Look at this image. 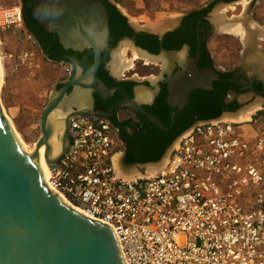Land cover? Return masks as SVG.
<instances>
[{"label":"built area","instance_id":"obj_1","mask_svg":"<svg viewBox=\"0 0 264 264\" xmlns=\"http://www.w3.org/2000/svg\"><path fill=\"white\" fill-rule=\"evenodd\" d=\"M23 25L20 0H0V28ZM244 125L197 120L154 174L127 177L110 119L79 118L48 186L111 225L127 264H264V130Z\"/></svg>","mask_w":264,"mask_h":264},{"label":"water","instance_id":"obj_2","mask_svg":"<svg viewBox=\"0 0 264 264\" xmlns=\"http://www.w3.org/2000/svg\"><path fill=\"white\" fill-rule=\"evenodd\" d=\"M31 16L46 33L55 35L64 49L74 52L90 49L94 58L89 68L84 70L73 56L66 57L71 65L69 78L61 88L55 89L46 103L39 119L41 135L31 153L24 150L0 105V264H127L119 238L111 225L76 210L49 188L38 162V152L45 146L46 161L54 171L59 160L72 150L70 135L73 120L87 116L110 119L116 109L142 115L160 129L169 127L142 106L146 101L140 98V92L143 89L152 90L151 86L144 84L145 81L151 83L149 79L127 78L138 84L133 99L125 98L106 112L93 109V92L107 98L121 90L120 87L109 88L97 76L102 53L109 47L111 36L110 13L103 0H35ZM128 24L141 31L131 22L128 21ZM172 28L148 31L162 37ZM126 41L149 56L151 61L163 64L162 73L166 70L165 56L178 53L161 49L159 54H154L129 38L121 42ZM248 55L242 60L246 61ZM107 68L110 69V65ZM209 72H200L197 68L183 70L168 80L167 102L172 107L178 106L177 111L171 113L170 126L176 114L190 101L191 92L212 89V83L207 78ZM112 76L122 80L117 74ZM257 78L264 81L263 76ZM257 97L264 100V97ZM225 113L233 114L229 111ZM60 124L64 126L62 130L58 129ZM57 133H60L57 138L62 146L57 154H53V136ZM170 147L157 161L123 165L157 164L160 167Z\"/></svg>","mask_w":264,"mask_h":264},{"label":"rangeland","instance_id":"obj_3","mask_svg":"<svg viewBox=\"0 0 264 264\" xmlns=\"http://www.w3.org/2000/svg\"><path fill=\"white\" fill-rule=\"evenodd\" d=\"M109 1L136 28L153 32L175 27L180 17L191 12L204 10L213 25V30L208 39V49L212 55L214 65L221 70L242 68L247 74L253 76H263L264 74L263 62L257 64L260 61L255 58L264 61V0ZM219 20H221L220 24L218 23ZM161 21L165 22L163 27L150 28L151 24H158ZM223 23L229 25L239 24L251 40L250 44H247L248 42L244 43L245 40L240 35L231 31L235 25L229 28V26L224 27ZM254 28H260L261 33H258V31L255 33ZM251 43L253 50L250 47ZM126 45V42L118 43L111 52L107 65L111 67L117 50L123 48L121 49L123 60L130 64V69L118 74V76L121 78L149 79L154 84L156 79L162 76L160 63L146 60L132 46L128 45V47ZM122 46H125V48ZM0 54L4 67L0 102L11 118L16 131L27 145L32 147L41 135L39 119L43 109L55 93V89H58L69 78L71 65L66 61L49 60L43 54L33 35L27 30L26 25L5 30L0 28ZM245 55H248V57L247 59L244 58L246 61H243ZM253 61L257 63L254 64ZM161 65L163 66V64ZM109 70L112 74L114 73L111 68ZM149 97L140 92L142 100H147ZM255 102L260 103V108L252 112L247 120L232 121L245 123L246 126L251 124L257 133H261L264 130V100H259V97L251 94H242L238 97L237 105L232 107L229 112L235 113ZM225 112L224 110L220 115L211 119H227ZM126 114L127 112L119 111L117 119H122ZM229 120L231 121V119ZM116 129L120 138V145L125 151L124 141L120 136L119 129ZM59 134L57 133L56 137ZM124 151L123 154L120 153L116 157L117 168L123 175L126 171L123 172L119 169V163H121ZM134 168L141 172V174L135 176L152 175L156 169L153 167V170H150L147 165Z\"/></svg>","mask_w":264,"mask_h":264},{"label":"flooded vegetation","instance_id":"obj_4","mask_svg":"<svg viewBox=\"0 0 264 264\" xmlns=\"http://www.w3.org/2000/svg\"><path fill=\"white\" fill-rule=\"evenodd\" d=\"M105 1L110 13L111 36L109 47L102 53V61L98 68L97 76L109 88L120 87L121 90H117L114 95L107 98H103L98 93L93 92L92 107L95 111L106 112L125 98L133 99L135 97L137 82L127 80L129 77H124L121 81H118L107 68L109 59L104 63V58H110L111 52L119 42L129 38L137 46L154 54H159L161 49L178 52L177 54L165 56L167 59L166 70L161 77L156 79L154 84L151 85L149 81H145V84L151 86L152 90L148 101L144 102L142 106L147 112L157 117L164 126L169 127L168 129H160L156 125L151 124L146 117L128 110L116 109L112 115V117H118L119 111L127 112L122 119L118 120H131L134 123H140V126L136 129L131 127L126 129L128 139L123 138L125 151L121 160L122 165L132 164L128 162V159L136 156V148L133 147V143L141 137L137 136L141 128L152 144H161L169 140L192 119L202 120L204 119L201 118L202 115L211 117L222 108L225 111H229L237 105L238 97L242 94L264 97V81L262 79L247 74L242 68L236 67L230 70H221L214 65L212 55L208 49V39L213 30V25L209 21L206 11L199 10L180 17L177 26L168 30L162 37H159L158 34L148 30H134L128 24L127 19H122L120 16L122 15L120 14L121 12L109 0ZM20 2L27 30L33 35L43 54L49 60L68 62L66 57L73 56L84 70L89 68L92 63L89 66L86 65L89 62L92 50L74 52L73 50L64 49L55 35L46 33L43 29L41 30V26L32 18L31 8L35 0H20ZM108 4L113 5L114 9H110ZM159 66L160 71H162L163 66L161 63ZM194 68H197L200 72L210 71L207 78L212 83V89H199L191 92L190 101L180 113L176 114L175 121L170 126L171 113L172 111H177L178 106L172 107L167 102L169 96L168 80L179 71L193 70ZM62 86L63 84L58 89ZM70 91L71 89H69ZM215 117L217 116L211 118ZM154 148L156 147L150 148L146 155H153Z\"/></svg>","mask_w":264,"mask_h":264},{"label":"bare ground","instance_id":"obj_5","mask_svg":"<svg viewBox=\"0 0 264 264\" xmlns=\"http://www.w3.org/2000/svg\"><path fill=\"white\" fill-rule=\"evenodd\" d=\"M126 15V14H125ZM168 23V22H167ZM218 23L220 24L221 23V20L218 21ZM230 23V22H229ZM165 24V22H159L158 24H151V29H156V28H160V27H163ZM224 24V23H223ZM222 24V25H223ZM235 25V26H234ZM229 26V28H232L233 26V29L231 30L233 33L237 34V35H240L242 37L243 40H245L244 43L248 42L247 44H250V39L248 38V35L246 36V33L243 31V29L241 28V26L239 24H232V25H229V24H224V27H227ZM223 28V27H222ZM263 34V33H262ZM252 45V43H251ZM140 56L144 57L146 60H151V58L149 56H147L145 53H143L142 51L138 50V49H135ZM120 50H117V53L115 55V58L117 59L115 62H114V65H113V69L115 72H123V71H126L127 69H130V64L127 62V61H124L123 58H122V53L119 52ZM137 56V55H136ZM138 57V56H137ZM259 63H261V59H259ZM112 70V68H111ZM113 71V70H112ZM113 71V72H114ZM114 72V73H115ZM118 75V73H115ZM3 80H4V67H3V62H2V58H1V54H0V88H1V85L3 83ZM260 100V99H259ZM0 105L2 107V110H3V113L4 115L7 117V119L9 120V122L11 123L13 129L15 130L16 134H17V137L19 138L24 150L27 152V153H31L32 150H33V147L35 145L32 146V147H29L27 145V143L22 139V137L20 136V134L16 131V129L14 128V125H13V122L11 120V118L8 116V114L6 113V111L4 110L3 106H2V103L0 102ZM260 103L258 102H255V103H252L250 104V106H247L246 108H243L241 109L240 111H237L233 114H226L227 115V119H231L232 120H236V121H245L247 120L249 117H250V114L252 112H254L257 108H260L259 107ZM61 119H64V116L61 115ZM79 119V118H77ZM75 119V120H77ZM226 119V118H225ZM226 119V120H227ZM73 120V121H75ZM73 123V122H72ZM64 128L63 124H60V126L58 127V129L62 130ZM61 146L62 144L60 143V141L58 140V138L56 137V135L53 136V154H57L60 150H61ZM120 158V157H119ZM118 158V159H119ZM38 162L41 166V169L43 171V174H44V180L46 182L47 185H49V181H50V178L52 177L54 171L49 167L47 161H46V158H45V146H42L41 149L39 150L38 152ZM58 164V163H57ZM134 167H137V166H130L128 169H122L120 166H119V169L121 171L124 172V170L126 171L124 173L125 176L127 177H131V176H135L136 174H141V172L137 169H135ZM147 167H150V170H153V167L154 168H158L159 165L157 164H147ZM50 188V187H49ZM52 190H54L53 188H50ZM64 201L66 203H68L65 199ZM76 210L82 212L80 209L74 207ZM83 213V212H82Z\"/></svg>","mask_w":264,"mask_h":264},{"label":"trees","instance_id":"obj_6","mask_svg":"<svg viewBox=\"0 0 264 264\" xmlns=\"http://www.w3.org/2000/svg\"><path fill=\"white\" fill-rule=\"evenodd\" d=\"M105 1V0H103ZM106 2V1H105ZM107 3V2H106ZM110 9H114L113 5L108 4ZM122 14V13H120ZM122 17L123 20L126 19V17L122 14L120 15ZM40 29L42 30V28L40 27ZM120 38V37H119ZM116 38V39H119ZM115 39V40H116ZM94 55L91 51V55H90V59L89 62L86 66H89L92 61H93ZM108 57L104 58V63L106 61H108ZM224 110V108H222L221 110H218L214 115H212L211 117L214 116H218L219 114L222 113V111ZM208 116H204L202 115L201 118L207 119V118H211ZM112 124L119 129V133L121 138L123 139H128V133H127V128L131 127L133 129H136L140 126V123H134L131 120H125V121H120L117 119V117H112L110 118ZM203 120V119H202ZM197 120L192 119L190 122H188V124H186L182 129H180L175 135H173L169 140H167L164 143H159V144H152L151 141L148 140L146 134L144 133V130L141 128L140 131L137 133V136H141L140 138L136 139L135 142L133 143V147L136 148L135 154L136 156L132 157L131 159H128V162L130 163H136V162H141V163H145V162H149V161H157L159 160L162 155L164 154L166 148L168 146H170L172 144V142L187 128H189L194 122H196ZM136 136V137H137ZM156 147L153 150V155L151 154L150 156L146 155L147 151L152 148V147Z\"/></svg>","mask_w":264,"mask_h":264},{"label":"crops","instance_id":"obj_7","mask_svg":"<svg viewBox=\"0 0 264 264\" xmlns=\"http://www.w3.org/2000/svg\"><path fill=\"white\" fill-rule=\"evenodd\" d=\"M124 15V14H123ZM257 31H258V33H261V29L260 28H257V29H255L254 28V32L255 33H257ZM125 43V42H124ZM126 46H132L128 41H126ZM128 46V47H129ZM122 47H124L125 48V46H122ZM121 49H123V48H120L119 50V52H121L122 53V58H123V52L121 51ZM133 49H135L134 47H133ZM136 51V50H135ZM138 53V52H137ZM256 59H258L259 60V58H257V57H255ZM262 58V57H261ZM117 59L116 58H114L113 59V62L111 63V68H112V70L114 71V69H113V65H114V62L116 61ZM125 61V60H124ZM262 62L264 63V61H263V59H262ZM262 63V64H263ZM264 65V64H263ZM115 72V71H114ZM124 72V71H123ZM123 72H121V73H123ZM115 73H118V74H121V73H119V72H115ZM263 77H264V74H263ZM141 93L142 94H144V95H147V96H150L151 95V91L150 90H148V89H143L142 91H141ZM146 102L148 101V99L147 100H145ZM246 125H244V130H245V134L247 135V136H250V137H254L256 134H257V132H256V129L250 124H247V126L245 127ZM255 132V133H254ZM118 164V163H117ZM119 166L123 169H128L129 167H124L121 163H119Z\"/></svg>","mask_w":264,"mask_h":264}]
</instances>
